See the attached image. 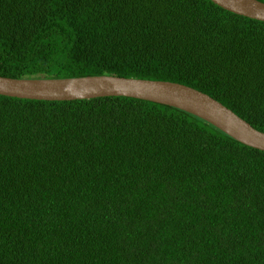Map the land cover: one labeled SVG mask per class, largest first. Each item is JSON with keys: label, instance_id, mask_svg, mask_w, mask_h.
<instances>
[{"label": "trees", "instance_id": "1", "mask_svg": "<svg viewBox=\"0 0 264 264\" xmlns=\"http://www.w3.org/2000/svg\"><path fill=\"white\" fill-rule=\"evenodd\" d=\"M90 75L184 84L264 132V21L211 0H0V76ZM0 264H264V151L143 99L0 95Z\"/></svg>", "mask_w": 264, "mask_h": 264}, {"label": "water", "instance_id": "2", "mask_svg": "<svg viewBox=\"0 0 264 264\" xmlns=\"http://www.w3.org/2000/svg\"><path fill=\"white\" fill-rule=\"evenodd\" d=\"M221 8L264 21L259 0H211ZM0 95L36 100H74L101 96H126L172 106L215 126L238 142L264 151V132L252 127L209 95L177 82L90 75L69 78H11L0 76Z\"/></svg>", "mask_w": 264, "mask_h": 264}]
</instances>
